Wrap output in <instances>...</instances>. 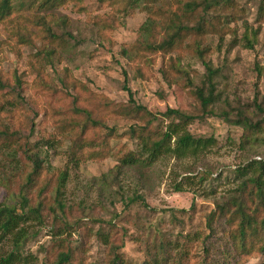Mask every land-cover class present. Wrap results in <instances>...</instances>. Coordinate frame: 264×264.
<instances>
[{
    "label": "rangeland",
    "instance_id": "obj_1",
    "mask_svg": "<svg viewBox=\"0 0 264 264\" xmlns=\"http://www.w3.org/2000/svg\"><path fill=\"white\" fill-rule=\"evenodd\" d=\"M20 1L28 0H15ZM186 1L191 0H161L151 7L172 12ZM144 5L125 11L116 0H68L52 9L25 6L0 22V129L20 135L13 147L1 150L0 201L18 205L22 193L32 206L42 197L50 204L58 174L67 173L61 199L63 217L72 228L55 235L59 223L45 206L43 222L31 226L36 234L23 252L32 253L35 264H51L62 237L72 246L84 242V264H104L109 247L94 233L108 232L111 221L118 251L132 261L146 259L154 243L163 241L170 255L167 264H178L180 254V264H261L262 255L239 259L234 254L223 218L211 221L212 231L207 221L216 202L233 195L241 181L238 167L264 159V0H234L217 17V30L199 39L206 48L204 61L215 69L217 100L207 115L194 95L197 88L209 87L195 36L184 37L172 50L145 49L141 27L150 6ZM48 30L54 38L47 36ZM163 36V28L156 27L150 37L160 41ZM177 61L179 70L172 66ZM125 85L133 101L154 118L123 111L132 106ZM167 108L193 117L189 132L212 136L215 145L196 157L166 154L150 167L121 166L113 178L118 159L137 148L130 124L150 120L149 128L163 129L177 121L164 114ZM79 109L102 122L86 131L85 138L98 140L105 127L114 126L108 156L77 163L70 159L79 129L70 130L69 124L82 120ZM243 116L258 125L245 130L235 122ZM27 140L46 168L24 186L30 171ZM134 195L146 205L129 201ZM9 249L10 244L0 246V254Z\"/></svg>",
    "mask_w": 264,
    "mask_h": 264
},
{
    "label": "trees",
    "instance_id": "obj_2",
    "mask_svg": "<svg viewBox=\"0 0 264 264\" xmlns=\"http://www.w3.org/2000/svg\"><path fill=\"white\" fill-rule=\"evenodd\" d=\"M116 1L122 3L125 11L134 9L141 3H144V6H147V4L150 6L148 21L141 27L142 32L146 34V38L142 37L140 40V44L147 50H172L181 45L184 37L188 35L195 36L196 53L205 64L209 87L208 89L197 88L194 95L199 102L202 115L212 114L211 106L217 100L214 93L215 84L212 81L215 69L207 61H204L203 53L206 48L201 47L199 39L202 35L217 30V24L220 22L217 17L224 10L232 8L234 0H191L179 3L177 10L172 12L170 9L160 6L152 9L151 5L161 0ZM67 2L68 0H28L27 2L20 1L16 3L15 0H0V22L11 19L18 9L20 10L25 6L52 9ZM259 12V17H262L263 7L259 8ZM158 16H163V18L159 19ZM156 27H162L164 30V36L160 41H152L150 37L151 31ZM256 33L257 30L253 31V36H256ZM47 34V36L54 38V34L49 30ZM245 40L248 48H252L253 44L250 38L246 37ZM179 64V61H177V64L174 63L172 66L174 69L179 70ZM125 81H127L126 78ZM125 88L132 106L123 108V111L126 114L134 113L136 115V113H142L154 118L155 116L146 107L133 101L131 90L126 85ZM78 113L84 115L82 120L69 124L70 130L79 129L77 138L70 146V159L77 163L79 160L108 156L109 151L112 149L109 145V138L115 136L114 126L105 127L107 132L98 140L85 138L83 135L86 131L92 127L101 126L102 122L93 118L86 109H79ZM164 114L173 116L177 121L169 122L163 129L158 127L149 128L150 120H148L147 125L130 124L128 132L130 138L135 141L137 148L127 151L118 159L119 165L114 168L113 178H118L121 166L150 167L157 159L166 154H172L177 158L196 157L207 152L215 145L216 140L214 137H197L189 132L187 124L193 117L172 108H167ZM235 122L241 124L245 130H251L258 125L251 123L245 116L238 118ZM19 137L20 135L16 132L9 133L5 129H0V154L1 150L13 147V144L18 142L16 140ZM26 144L28 146L24 149V153L30 162V171L25 177L24 186L30 185L40 175L43 168H46L43 159L39 157L38 152L33 147H30L28 140L25 142ZM32 146L36 148V143H33ZM13 160H15L14 156L10 158V161ZM66 178L67 173L65 171L58 174L54 197L50 204L45 205L44 197H42L32 206L29 204L28 198L22 193L18 205L0 201V246L10 244L11 247V249L0 254V264H35L36 257L32 253L23 252V246L28 239L36 234V231L30 230L31 226L42 224V210L45 206L54 213V219L59 223L54 230L55 235L72 228V225L63 217L64 204L61 197ZM237 178L241 181L234 189L233 195L224 201L216 202L211 220L207 221V227L209 231H212L211 221L223 218L234 254L239 259H245L252 255H262L261 264H264V159L253 160L239 166ZM43 190L44 188L41 187L40 194ZM129 201H139L142 205H146L140 195H134ZM109 223L108 232L97 230L94 233L102 244L109 247L104 264H167L169 262L170 255L167 245L163 241L155 242L149 249L148 257L141 262L126 259L118 251L119 246L115 244L113 239V236L117 233L116 225L112 224L111 221ZM85 235H87V231L83 236ZM58 241L61 242L62 247L51 264H84L83 253L85 247L83 241H78L74 246L62 237ZM181 257L182 254L177 260L178 264L181 263Z\"/></svg>",
    "mask_w": 264,
    "mask_h": 264
}]
</instances>
